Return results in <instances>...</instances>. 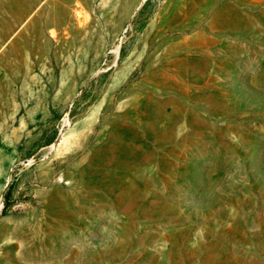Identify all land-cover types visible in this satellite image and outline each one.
<instances>
[{"label": "rangeland", "instance_id": "rangeland-1", "mask_svg": "<svg viewBox=\"0 0 264 264\" xmlns=\"http://www.w3.org/2000/svg\"><path fill=\"white\" fill-rule=\"evenodd\" d=\"M0 264H264V0H0Z\"/></svg>", "mask_w": 264, "mask_h": 264}, {"label": "clouds", "instance_id": "clouds-1", "mask_svg": "<svg viewBox=\"0 0 264 264\" xmlns=\"http://www.w3.org/2000/svg\"><path fill=\"white\" fill-rule=\"evenodd\" d=\"M226 178L231 180L233 179V173L231 171L227 172L226 173ZM109 216V224H112L113 226H116L120 223V217L115 214V213H109L108 214ZM104 231L105 232H109V229L107 227L104 228ZM109 235H115L114 232H109ZM90 245H87L85 244L83 241H76L74 244H73V247L75 248V250L78 252V253H84L86 251V248L89 247Z\"/></svg>", "mask_w": 264, "mask_h": 264}, {"label": "bare ground", "instance_id": "bare-ground-1", "mask_svg": "<svg viewBox=\"0 0 264 264\" xmlns=\"http://www.w3.org/2000/svg\"><path fill=\"white\" fill-rule=\"evenodd\" d=\"M74 208V207H73ZM41 225V224H40ZM45 229V228H44ZM62 229V228H61ZM54 230V229H53ZM40 231V230H39ZM52 232V231H51ZM60 232V231H59ZM62 233V232H61ZM54 234V233H53ZM66 238V237H65ZM51 242V241H50ZM52 243V242H51ZM39 244H40V242H39ZM55 246V245H54ZM63 246H64V244H63ZM11 247V246H10ZM44 247H45V244H44ZM30 248V247H29ZM49 248V247H48ZM49 250V249H48ZM65 250V249H64ZM39 251V250H38ZM21 253V252H20ZM42 253H44V252H42ZM60 253V252H59ZM19 255V254H18ZM24 255V254H23ZM22 255V256H23ZM42 255V254H41ZM47 255V254H46ZM34 256V255H33ZM24 257V256H23ZM16 258H17V256H16Z\"/></svg>", "mask_w": 264, "mask_h": 264}]
</instances>
